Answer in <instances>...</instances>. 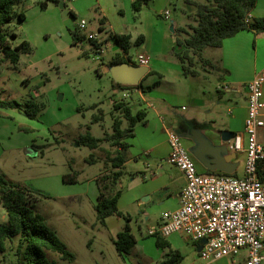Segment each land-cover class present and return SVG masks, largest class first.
Here are the masks:
<instances>
[{
  "label": "crops",
  "instance_id": "1",
  "mask_svg": "<svg viewBox=\"0 0 264 264\" xmlns=\"http://www.w3.org/2000/svg\"><path fill=\"white\" fill-rule=\"evenodd\" d=\"M61 1L64 3L66 0ZM131 1L86 0L88 5L85 9L77 8V2L74 1L73 6L79 13L94 11L96 15V29L87 30L86 21L82 34L77 29L79 21L71 15L72 25L81 35L75 45L88 44L84 54L95 55L105 72L109 73L108 63L116 55L124 62L137 66H140L137 63L139 57L149 61L147 68L151 74L146 76L147 73L138 85L123 90L128 93V97L123 99L122 93L120 98L110 100L112 106L114 101L123 99L130 106L131 103L138 105L137 111L140 109L146 113L145 122H138L134 136L128 139L129 159L123 165V175L119 181L122 192L117 200L118 210L130 218L128 224L135 245L130 253L118 254L128 264H160L164 260L172 261V264H182L186 260H189V264H244L245 252L233 259L203 262L199 257L200 244L180 233L167 238L160 237L165 245L158 247L157 237L149 235L148 230L159 223L162 213L178 208L185 185L182 172L166 162L170 151L167 129H173L179 137L183 135L180 139L191 156L189 150L199 142L207 158L215 161L214 164L207 162L203 166L192 156L200 174L242 175L245 153L243 150L232 151L229 145L235 135H241L245 144L243 128L247 84L256 75H264V33L254 34L244 30L225 39L218 49H205L201 60L195 61L196 74L185 76L173 46L175 31L187 25L184 23L185 17L188 18L187 11L182 10V16L176 18L169 7L179 0H150L140 12L135 13ZM183 1L187 3V0ZM166 11L167 18L164 17ZM258 17H264V0H256L248 19ZM8 34L15 36L9 37L10 42L16 39L17 34L11 28ZM92 34H96V44L102 52L92 49L94 44L88 38ZM115 35L129 38L127 52L114 39ZM210 70L222 73L219 81L212 84L215 93L207 91L205 85V81L210 79L206 72ZM153 83L157 85L148 89ZM112 88L113 95H116L119 88ZM261 116L264 120V110ZM258 167L264 177V162L259 163ZM98 176L93 180L95 203L99 193L95 182ZM124 224L121 217L110 216L105 219L103 226L113 233V244Z\"/></svg>",
  "mask_w": 264,
  "mask_h": 264
},
{
  "label": "rangeland",
  "instance_id": "2",
  "mask_svg": "<svg viewBox=\"0 0 264 264\" xmlns=\"http://www.w3.org/2000/svg\"><path fill=\"white\" fill-rule=\"evenodd\" d=\"M37 1L23 0L18 10L23 11L25 21L15 19L5 28L7 33L11 28L17 34L16 39H11L12 45L26 40L32 50L22 54L17 64L4 60L0 54V97L20 104L19 108L0 112V173L34 193L37 201L33 210L74 254V261L69 262L50 253L56 264H128L112 243L113 233L96 219L93 180L104 172V161L99 150L78 143L87 131L96 138L112 131L110 100L120 98L125 89L120 88L113 95V80L101 67V61L93 54H84L89 45L72 42L70 33L75 27L71 10L74 9L77 22L87 21V30L96 29L94 11L82 14L73 6L75 1L77 8L85 9L86 0L47 2L44 10ZM192 1L198 4L206 0ZM169 9L176 18L182 16V10L187 11L184 29L190 33V27L196 24V8L179 0ZM218 71L206 72L210 78L205 81L207 91L216 92L212 84L219 81ZM29 99L41 105L34 119L24 113ZM131 104L135 113L138 105ZM96 117L101 119L94 122ZM126 126L124 122L123 127ZM102 147L109 148V143ZM89 156L96 162L86 161ZM72 173L77 174V182L64 183L62 177ZM5 220L0 202V223ZM15 243L16 240L8 244L7 251L0 254V264L15 261ZM182 264H189V260Z\"/></svg>",
  "mask_w": 264,
  "mask_h": 264
},
{
  "label": "trees",
  "instance_id": "3",
  "mask_svg": "<svg viewBox=\"0 0 264 264\" xmlns=\"http://www.w3.org/2000/svg\"><path fill=\"white\" fill-rule=\"evenodd\" d=\"M61 0H38L37 5L44 9L47 2L59 4ZM150 0H132L131 6L135 13L141 11L143 5ZM23 0H0V54L3 59L11 64H17L22 54L31 53V46L23 40L17 45H12L9 37L15 38L6 32V25L17 19L25 20L23 11L18 7ZM187 4L193 5L196 24L190 27L191 32L184 28L175 31L174 54L179 60L183 74L194 76L195 59L201 60L202 52L207 49H218L227 38L234 37L241 31H250L254 34L264 33V17L249 20V14L256 5V0H206L205 3H195L187 0ZM64 6V4H63ZM71 15L74 16L73 12ZM77 29L71 32L72 42L75 45L80 39ZM185 34V37L182 35ZM114 39L124 52L128 50L129 38L125 35H115ZM92 41V40H91ZM94 46L96 41H92ZM124 62L116 55L108 64L113 66ZM151 74L150 72L146 75ZM153 83L148 89L156 86ZM113 86L127 89L129 86L119 85L113 82ZM136 86V85H135ZM20 104L14 100L0 97V112L3 110L19 108ZM41 105L35 100L25 102L24 113L30 118L37 117ZM113 123L112 131L96 138L89 131L81 135L78 143L87 146L91 150H99L104 161L105 170L96 179L98 196L94 205L96 219L100 224L110 216L121 217L125 224L114 240L118 253L128 254L135 245V238L130 232L129 216L122 214L117 207V200L122 190L119 181L123 175V165L129 159L128 139L134 136V128L138 122H145L146 113L138 110L133 113L131 106L123 99L113 102L111 111ZM96 117L93 121H98ZM126 122L127 126L123 127ZM109 143V148L102 147L103 143ZM90 163L96 162L93 156H89ZM64 183L77 182V174H66L62 177ZM37 197L24 184L8 180L0 173V202L5 209L6 220L0 223V254L7 251L8 244L15 243L13 254L15 261L11 264H56L49 257L50 253L59 255L61 260L73 262L75 257L66 244L57 236L56 232L49 228L45 219L34 210ZM156 245L164 247V241L156 236ZM160 264H172V261L164 260Z\"/></svg>",
  "mask_w": 264,
  "mask_h": 264
},
{
  "label": "built area",
  "instance_id": "4",
  "mask_svg": "<svg viewBox=\"0 0 264 264\" xmlns=\"http://www.w3.org/2000/svg\"><path fill=\"white\" fill-rule=\"evenodd\" d=\"M64 1V0H63ZM168 17V12L164 13ZM86 21L79 20L83 32ZM89 40L97 41L96 34ZM95 52H102L97 46ZM137 63L147 67V58ZM264 75H256L247 84V108L243 137L235 135L229 149L244 151L241 176L203 175L197 171L193 157L173 129H167L169 155L166 162L178 168L185 179L176 210L162 213L159 223L148 230L149 235L167 238L180 233L201 248L203 262L235 258L245 252L244 264H264V177L259 163L264 162ZM128 97L123 92L122 98ZM205 241V242H204Z\"/></svg>",
  "mask_w": 264,
  "mask_h": 264
},
{
  "label": "water",
  "instance_id": "5",
  "mask_svg": "<svg viewBox=\"0 0 264 264\" xmlns=\"http://www.w3.org/2000/svg\"><path fill=\"white\" fill-rule=\"evenodd\" d=\"M60 7H62V4H60ZM172 28L173 26H171V29ZM109 73L114 83L123 86H135L138 85L141 79L148 73V68L122 62L113 66H109ZM180 137H183V135H180ZM204 150L205 149H203V146H201V144L198 142L196 147L190 149L189 151L195 160L201 165L206 166L207 162L214 164L215 161L208 159L207 155L204 153Z\"/></svg>",
  "mask_w": 264,
  "mask_h": 264
}]
</instances>
